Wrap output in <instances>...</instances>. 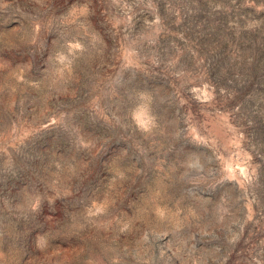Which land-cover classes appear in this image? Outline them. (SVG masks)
<instances>
[{
    "label": "rangeland",
    "instance_id": "374dc122",
    "mask_svg": "<svg viewBox=\"0 0 264 264\" xmlns=\"http://www.w3.org/2000/svg\"><path fill=\"white\" fill-rule=\"evenodd\" d=\"M0 264H264V0H0Z\"/></svg>",
    "mask_w": 264,
    "mask_h": 264
}]
</instances>
